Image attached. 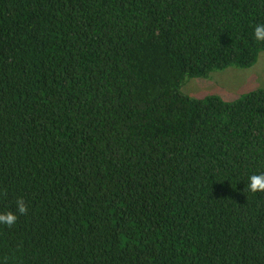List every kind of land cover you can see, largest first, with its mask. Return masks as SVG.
<instances>
[{
  "label": "trees",
  "instance_id": "1",
  "mask_svg": "<svg viewBox=\"0 0 264 264\" xmlns=\"http://www.w3.org/2000/svg\"><path fill=\"white\" fill-rule=\"evenodd\" d=\"M264 0H0V264H264Z\"/></svg>",
  "mask_w": 264,
  "mask_h": 264
},
{
  "label": "rangeland",
  "instance_id": "2",
  "mask_svg": "<svg viewBox=\"0 0 264 264\" xmlns=\"http://www.w3.org/2000/svg\"><path fill=\"white\" fill-rule=\"evenodd\" d=\"M260 87L264 88V51L257 63L250 68L228 67L215 71L208 77L193 78L184 90L196 97L218 94L230 100Z\"/></svg>",
  "mask_w": 264,
  "mask_h": 264
},
{
  "label": "clouds",
  "instance_id": "3",
  "mask_svg": "<svg viewBox=\"0 0 264 264\" xmlns=\"http://www.w3.org/2000/svg\"><path fill=\"white\" fill-rule=\"evenodd\" d=\"M254 38L258 42H264V23L255 25ZM248 188L252 192L264 191V173L253 174L249 177ZM17 211L0 212V224L12 226L18 219V213L27 211V205L21 199L16 202Z\"/></svg>",
  "mask_w": 264,
  "mask_h": 264
}]
</instances>
